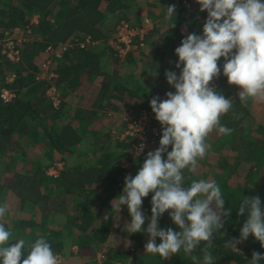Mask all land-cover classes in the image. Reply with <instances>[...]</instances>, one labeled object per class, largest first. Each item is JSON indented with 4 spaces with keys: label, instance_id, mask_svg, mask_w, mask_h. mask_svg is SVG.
I'll list each match as a JSON object with an SVG mask.
<instances>
[{
    "label": "trees",
    "instance_id": "1",
    "mask_svg": "<svg viewBox=\"0 0 264 264\" xmlns=\"http://www.w3.org/2000/svg\"><path fill=\"white\" fill-rule=\"evenodd\" d=\"M135 1L0 0V178L5 176V180H0V205L7 203L6 197L11 195L18 200V209L11 214L6 212L5 220H0V223H4L5 228L10 229L17 239H25V251L29 243L44 237L52 245L54 253L63 258V264L87 253L92 257L84 264H193L191 255L200 256L202 259V249L206 242H202L192 254L181 251L165 260L158 254H146L144 245L148 236L146 233H136L128 236L129 249L124 248L120 240V246L113 243L106 245L103 260L97 263V250L110 243L115 232H120L117 225L123 219L127 223L131 220L126 205L122 206L119 213L112 212L111 204L123 193L125 187L126 177L123 173L126 170L115 164L127 156L129 145L125 141L111 138L110 131L101 133L102 126L99 128L106 115V112L100 110H111V106L124 101L129 93L126 87L117 84L116 77L101 71L100 51L79 49L77 45L71 48L72 60L76 61L70 62L64 57L56 60L51 71L56 77L50 80L38 79L39 72H42L41 65L45 61L43 53L49 56L46 53L49 45L56 46L69 41L71 37L83 34L91 35L93 39H106L113 32V28L106 31L103 27L106 24L111 27L120 19L129 20L126 15ZM168 1V6L179 7L176 0ZM35 14L39 16V23L30 25ZM206 20L207 17L203 22L197 21L194 13L179 7L175 15L166 20L167 23L157 24L150 35L162 30L163 25L166 26L171 35L169 46L175 53V49L187 35H203ZM27 27L32 29L31 35L35 39L22 42L21 46L26 45L21 47L20 60L11 62L3 53L7 32ZM141 52L145 51L141 50L134 55ZM170 61L173 63L171 71L180 73L175 67L179 58L175 56ZM224 62L221 58L218 67L223 66ZM220 69L223 71V67ZM80 71L83 73L80 74ZM83 75L89 79L102 78L103 93L98 100L104 102L107 99L110 104L107 103L108 106H101L100 109H81L74 116L64 112V101L61 108L53 107L46 96L47 90L53 85L60 88L63 84L69 88H77L78 80ZM223 78L225 76L220 73L211 86L217 91L218 88L222 89ZM4 89L15 94L10 102H4L1 98ZM222 95L232 99L233 108L221 116L220 123L232 131L222 135L214 130V142L209 143L211 139L207 138L206 143L215 144L225 153L236 155L220 154L216 158L217 166L214 171L219 176L213 178L212 174L211 181L220 186L225 199V210L231 209V215L225 219L220 233L214 234L209 251L214 257V264H249L254 251L264 255V247L253 236L250 235L247 241L238 244L239 251L225 248L224 243L226 240L239 238L240 230L248 218L247 212L244 216L238 215L243 196H259L264 211V124L257 125L255 129L244 126V122L253 120L247 105L240 102L237 93L231 94V97ZM141 109L132 113L137 115ZM74 122H78L80 128H74ZM247 128L253 129L255 133L250 140L245 136L244 131ZM159 142L160 140L153 147L159 148ZM26 147L36 151L29 154ZM142 153L146 159L148 152ZM57 155H60V159L55 161ZM68 156L77 159V162H69ZM83 156H87V160L82 159ZM137 158L129 157V160L135 159V164L129 171V175L133 177L143 165V162L138 163L140 159ZM166 158L165 154L164 159ZM244 160L261 167L259 171L263 176L259 179L262 182L258 181L255 186L251 184L250 180L259 176L251 169L246 184L235 187L233 179ZM58 161L63 162V169L57 177L49 175L48 169ZM205 161L204 158L198 160V165ZM191 174L184 170V177L187 179H190L188 177ZM153 195L154 193H150L142 203L141 210L148 218L151 217ZM8 206L9 210L15 209L13 205ZM106 214H109L107 222L103 220ZM148 223L149 220L146 219L145 229ZM158 223L161 229L172 228L180 231L170 219L169 212L164 213ZM156 242L159 244L161 241L157 238ZM24 258L26 253H22V259ZM84 258L87 259L86 256ZM260 264H264V261Z\"/></svg>",
    "mask_w": 264,
    "mask_h": 264
},
{
    "label": "clouds",
    "instance_id": "2",
    "mask_svg": "<svg viewBox=\"0 0 264 264\" xmlns=\"http://www.w3.org/2000/svg\"><path fill=\"white\" fill-rule=\"evenodd\" d=\"M197 3L201 12H207L203 35L189 34L175 49L179 58L175 67L180 74L165 72L175 92L166 93V99L156 96L150 101L155 118L162 126L160 146L148 152L134 177L125 178L123 193L111 204L112 212L119 213L122 206H127L131 220L124 226L125 232L147 234L146 254H158L167 260L181 251L192 254L206 242L202 259L191 255V260L193 264H214L209 249L214 234L220 233L225 219L231 215V209L225 210V199L215 181L193 180L185 188L184 170L196 172L198 160L206 156V139L210 133L218 130L227 135L232 131L220 123L221 116L233 108L232 99L211 86L220 76L221 58L225 61L223 75L228 84L240 89L237 93L240 102L264 103V0H197ZM166 9V18L175 15L174 5ZM150 193L154 195L148 218L141 208L143 199ZM261 204L259 196H243L238 215L244 216L247 212L248 218L239 238L226 240L225 248L238 251L237 245L247 241L250 235L264 247ZM8 210L7 203L0 205V220ZM166 212L180 231L159 227V219ZM108 219L106 214L103 220ZM146 219L149 223L145 229ZM157 238L161 241L159 244ZM26 243L0 223V264H59V256L44 237L29 243L27 251ZM22 253H26V258L22 259ZM261 261L264 255L254 251L249 264Z\"/></svg>",
    "mask_w": 264,
    "mask_h": 264
},
{
    "label": "crops",
    "instance_id": "3",
    "mask_svg": "<svg viewBox=\"0 0 264 264\" xmlns=\"http://www.w3.org/2000/svg\"><path fill=\"white\" fill-rule=\"evenodd\" d=\"M154 7L156 8V5ZM163 7L165 8L166 6L163 5ZM165 10L167 12V9ZM165 10L164 11L162 10V11L165 13ZM132 13L133 12L128 11L126 17L130 21H132V23L140 24L142 21L143 15L141 17H138L137 21H134L130 19L129 14H132ZM150 15L149 16L152 19H154V21H157L158 24L161 23L160 22L161 15L160 16L155 15L153 12H150ZM117 22L118 21H116V23L113 24L111 27H108L109 25L107 24L105 25V27H103L106 31L108 30L110 31V29L113 28V32L111 31V33H109L106 39H99V38L93 39L91 35L83 34V35H77L76 37H71L69 41H74L75 39H78L79 41H85L87 37H91V43L85 45L84 47L77 45L79 46V49H83V50L90 49V50L100 51L101 52V57H100L101 71L107 75L116 77L117 84L119 86L123 85L124 87L127 88L129 96L126 97L124 101L118 102L113 107L111 106L110 108L111 110L109 111L100 110V112H106V115L115 114V115H118L119 117H121L122 114L124 115L122 119L123 122L120 124L118 128V134H122L126 128L125 118H127L128 116L135 115V114L129 115L130 111H134L140 108L142 109L148 108L150 107V101L153 97H156L159 95H166V93H168L169 91L175 92V89L172 88L168 84L166 76H165V72L169 70L171 71L173 69L172 67L173 63L170 60L174 59L176 54L172 52V49L169 45H168L169 47L167 50H166L167 46L164 48V46L162 45H161L162 48L159 49L160 44L156 42L154 39V35L156 33L155 32L154 34L149 35L147 37L148 41L146 43V47L142 50V51H145L144 53L141 52V54H137V55L133 54L132 56L130 55L126 61L121 62L119 58L116 56L111 46V43H110V40L114 33L115 25L117 24ZM79 49H77V51ZM71 51L72 49L69 50L67 53H65L63 57L67 61L74 62L76 60H72ZM43 58H45L44 62L46 61L50 62L51 71H53L54 69V61L60 60L57 58H52V57L50 58L49 56H46L44 53H43ZM79 73L82 74L83 71H80ZM179 74L180 73H178L177 76H179ZM39 77H42L41 71L38 74V78ZM39 79H42V78H39ZM78 82H79V86L77 88H69L67 85H64V84L62 85V87L57 88L56 86L53 85L56 88L57 94L59 95V98H60V104L56 107L51 101V99L46 94L47 98L50 100L53 107H55L56 109L61 108L60 105H62L64 101V104H65L64 112L70 116H74L76 115V112L81 109L94 110L98 108L100 109L101 106H108L107 103H109L110 101H108L107 99H105L104 102L98 100L101 94L103 93L101 91L102 78L89 79L88 76L83 75V76H80ZM254 116L257 119L261 117V116L257 117L255 113H254ZM111 117L112 116H109V118H107L106 121L104 119L103 125L102 123H100V125L98 124L99 128H101L102 126V129H100L101 133L106 134L108 132V129H106L104 125L106 122L109 121ZM262 119H264V114H263ZM260 121L258 123H260ZM79 125L80 124L78 122H74L72 124L74 128H77L76 126H79ZM112 133H111V136H112L111 138H116L120 142L122 141L118 137L113 136ZM96 137L100 138L99 135H97ZM126 155H128L127 151H126ZM55 157H56L55 161L58 160V158L60 159V155H57ZM67 158H68V161L71 163L77 162V159L74 160L73 157L71 156H68ZM86 158L88 157L87 156L82 157V159L84 160H86ZM58 162H61V161H58ZM63 167H64V164H63ZM106 245H108V243L104 244L101 249L97 250L95 254V259L96 257H98V255L99 257H101L103 252H105L106 247H107ZM126 249H129V248H126ZM85 256L87 258L85 260L86 262L89 261L92 257L90 253L84 254L81 257H85Z\"/></svg>",
    "mask_w": 264,
    "mask_h": 264
},
{
    "label": "built area",
    "instance_id": "4",
    "mask_svg": "<svg viewBox=\"0 0 264 264\" xmlns=\"http://www.w3.org/2000/svg\"><path fill=\"white\" fill-rule=\"evenodd\" d=\"M177 6L185 8L189 13L195 14V19L197 21H204L207 17V12L200 11V5L197 0H176ZM176 7V10L179 8ZM39 23V16L34 15L30 22V25H37ZM157 24L149 16H143L140 24H134L127 19H120L115 25L114 33L110 40L111 46L121 62L127 60V58L146 47L147 37L156 29ZM28 28V27H27ZM31 34V31H27ZM91 43V37H87L85 41H79L75 39L73 42L68 41L64 43H59L56 46L49 45L46 48V53L50 58L61 59L65 53H67L75 45L84 47ZM21 40L17 39L13 33H8L5 39L3 53L11 62H18L21 58ZM42 79H53L56 77L50 70V62L46 61L42 63L41 66ZM14 76L11 77L13 79ZM38 78V79H39ZM47 96L51 99L53 104L57 107L60 104V98L57 94L56 88L51 86L47 92ZM15 97L14 93L8 90H3L1 93V98L4 102H10ZM161 100L166 99V95H159ZM126 128L120 136H123L122 141L127 142L129 145V153L124 157L123 163L129 160L130 156H135L134 152L140 151L141 145H143L144 151L146 148L153 147L157 144L162 136L161 125L156 120L155 114L153 113L151 107L141 109L137 115L125 118ZM140 151V152H142ZM121 161V162H122ZM123 165V166H122ZM120 167L126 169V165L120 164ZM63 163L57 162L52 167L48 169V174L57 177L59 171L62 170ZM59 256V264L63 263V258ZM103 257V254L102 256Z\"/></svg>",
    "mask_w": 264,
    "mask_h": 264
},
{
    "label": "rangeland",
    "instance_id": "5",
    "mask_svg": "<svg viewBox=\"0 0 264 264\" xmlns=\"http://www.w3.org/2000/svg\"><path fill=\"white\" fill-rule=\"evenodd\" d=\"M169 1L168 0H136L134 4H132V6L128 9L129 12H133L132 14H129L130 15V19L131 20H134V21H137L138 17H141L142 15L143 16H149L150 15V12H153L155 15H161L160 16V19H161V23H167V19L166 18V7H168L169 5ZM156 5V8L154 7ZM163 5H165L166 7L164 8ZM160 7V8H159ZM176 9V8H175ZM165 10V13L163 11ZM151 16V15H150ZM149 16V17H150ZM34 17V15H33ZM32 17V19H33ZM31 19V20H32ZM116 23V22H115ZM156 24H158L157 21H155ZM31 31L30 28H27V29H23V28H17V29H14L12 32H7V33H13V35L15 37H17V39L21 40V44L22 42H30V41H33L35 38H33V36L28 33L27 31ZM170 38H171V35L168 33V28L166 29V26L163 25L162 27V30H160L158 33L156 32L155 35H154V39L156 42H158L160 45L164 46V48L166 47V50L168 49V45H169V42H170ZM26 44H23L22 47H24ZM164 50V49H163ZM162 50V51H163ZM224 61V59H223ZM223 67V66H220V68ZM223 73V71L221 70V74ZM223 86H222V89L221 88H218V91L221 93V94H225V95H229V97H231V94L234 95L235 93H238L239 92V88L235 85H229L228 84V80H227V77L223 78ZM60 94V93H59ZM239 98V97H238ZM248 109L250 110V113L252 114V118L253 120H249L248 122H244L245 125L244 126H252L253 129H255L257 127V125L259 124H264V119L263 118V114H264V103H253L251 100L248 101V103L246 104ZM137 108V107H135ZM132 111H130L129 115H132L133 113H131ZM254 113L257 115V117H259V119H257L255 116H254ZM109 116H112L108 122L105 123V127L106 129H108V131H110V134L112 133L113 136L115 137H120L121 139H123V136H120L118 134V128L120 126V124L123 122V117L124 115L122 114L121 117H119L118 115H105V121L107 120V118H109ZM130 117V116H128ZM127 117V118H128ZM262 119V120H261ZM248 120V119H247ZM260 123H258L259 121ZM122 127V126H121ZM253 129H250V128H247L245 129L246 131L245 132V136L248 137V140L251 139V137H253L255 135L254 133V130ZM253 130V132H252ZM251 131V132H249ZM207 138H210L211 140L209 141L210 142H214V139H215V134H214V131L212 133L209 134V136ZM219 141L221 139H218ZM222 140H224V137H222ZM208 145V149H207V153H206V156L204 157V159H206L205 163L204 164H199L198 167H197V170L195 173H192L190 177V179H187L185 177L184 179V187H188L193 180H200V179H203V180H206V181H211L212 179V176L213 178H217L219 176V173L214 171V168L217 166V160L216 158L220 155V154H223V155H226V156H229V155H233L231 153H225L223 150L219 149L215 144L212 145V144H207ZM84 148V147H83ZM80 149H82L80 147ZM26 150L29 151L28 153L29 154H32L33 152L36 151V149L34 148H27L26 147ZM156 150V147H149V148H146L144 151H147V152H152V151H155ZM142 151V152H144ZM140 152V151H137V152H134V155L136 157H138L137 159H140L138 163H142L144 162V158H143V153ZM127 153H129V150H127ZM236 155V154H235ZM132 157V156H131ZM144 159V160H143ZM246 159V158H245ZM87 160V158H86ZM124 161V160H123ZM123 161H119L117 162V164H115V166H119L120 164H124L126 165V171H124L123 175L125 177H127L129 175V171L132 169L133 165L135 164V159H131V160H128V163L125 162L123 163ZM137 161V160H136ZM213 165V166H212ZM123 166V165H122ZM232 166V165H230ZM229 166V167H230ZM232 168V167H231ZM261 167L255 163H252L250 161H247V160H244L242 164H240V166L238 167L237 169V176L235 179H233V185H235V187H239L240 185L241 186H244L247 182V175L248 173L251 172V169H254V171L257 172V174H259V176H256L255 179H251L250 182L253 186H255V184L260 181L259 178H261V176H263L261 174V172L259 171ZM215 173V174H214ZM213 174V175H212ZM226 175L228 174V172L225 173ZM5 180V176H2L0 178V180ZM262 182V180L260 181ZM239 185V186H237ZM7 200V204L8 205H13L15 209H12V210H8V214H11L13 213L14 211H16L18 209V206H17V197L16 196H9V197H6ZM5 198V199H6ZM9 207V206H8ZM116 216V215H114ZM120 218V217H118ZM121 218H124V217H121ZM3 220H5V218H3ZM125 219H123L118 225H117V228L120 232H115V234L113 235V238L111 239L110 243L108 244H111L113 243L114 245L115 244H119V240L122 242V246H124V248H130L129 246V233L125 232L123 229H124V226L125 224L124 223H127ZM116 245V246H118ZM237 249L238 251L240 250L239 246L237 245ZM102 256V255H101ZM72 261L68 264H84L83 262H86L85 261V258L84 257H76V258H72L71 259ZM96 260H97V263H101L102 260H103V257H96ZM99 260V262H98ZM64 263V262H63ZM62 263V264H63ZM118 264H121V263H118Z\"/></svg>",
    "mask_w": 264,
    "mask_h": 264
}]
</instances>
